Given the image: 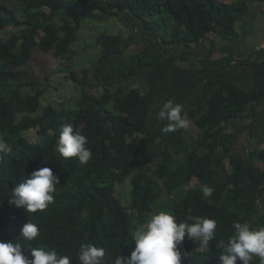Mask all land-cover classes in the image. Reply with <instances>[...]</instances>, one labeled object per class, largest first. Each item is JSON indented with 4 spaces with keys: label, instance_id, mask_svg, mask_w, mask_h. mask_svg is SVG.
<instances>
[{
    "label": "trees",
    "instance_id": "obj_1",
    "mask_svg": "<svg viewBox=\"0 0 264 264\" xmlns=\"http://www.w3.org/2000/svg\"><path fill=\"white\" fill-rule=\"evenodd\" d=\"M1 1L0 30H21L8 39L0 37V136L12 147L7 155L0 154V241L15 242L31 222L40 234L26 250L55 249L79 264L80 244L89 242L106 249V260L116 254L130 257L134 231L150 219L164 190L173 197L167 209L177 223L189 214L217 221L207 252L187 238L178 245L182 264H219L225 253L218 242L234 234V222L264 225L259 207L264 202V147L248 157L236 153V134L229 130L231 122L247 118L264 143V109L259 108L264 52L258 61L233 54L214 59L212 54L186 65L192 56L188 50L204 43L208 34H237L238 21L249 11L248 0H21L18 8L4 2L12 0ZM109 17L139 26L151 36L150 43L126 62L128 44L122 36L102 33L98 62L82 73L72 70L71 47L82 21ZM175 45L185 50L169 55ZM35 49L67 60L58 72H69L67 77L79 87L73 106L49 104L41 110L47 91L43 82L27 80L26 72L15 68L28 64ZM94 84L103 87L101 94L89 89ZM27 87L34 92L25 93ZM168 100L183 105L201 131L197 137L188 136L187 129L161 132L167 121L156 116ZM68 123L88 138L93 157L87 165L75 157L62 160L56 151L60 128ZM31 129H37L35 142L24 133ZM42 167L59 176L54 202L37 213L10 205L12 189ZM129 176L132 199L125 205L115 186ZM202 185L213 189L211 196H204ZM250 264H259V258Z\"/></svg>",
    "mask_w": 264,
    "mask_h": 264
},
{
    "label": "clouds",
    "instance_id": "obj_2",
    "mask_svg": "<svg viewBox=\"0 0 264 264\" xmlns=\"http://www.w3.org/2000/svg\"><path fill=\"white\" fill-rule=\"evenodd\" d=\"M156 119L167 121L161 128L163 134L187 129L190 121L183 105L168 100L160 108ZM88 145V138L71 123L61 126L56 141V151L62 160L77 158L83 165L92 159L93 153ZM12 151L11 145L0 136V154ZM3 156L0 155V159ZM59 184V176L48 167L34 170L26 179L18 183L11 191L9 204L27 213L43 212L54 202L53 193ZM205 197L211 196L213 189L202 185ZM235 232L227 240H220L218 248L223 249L219 264H250L253 257L264 264V225L253 228L248 222H234ZM217 221L212 218L189 214L185 220L177 223L176 216L167 211H160L145 223L137 226L132 235L135 248L130 257L116 254L105 259L106 249L94 243H81L78 253L79 264H182V253L178 245L185 239L197 242L202 251L207 252L210 242L216 236ZM36 224L28 222L23 226L20 237L15 242L0 241V264H71L69 255H60L55 249L42 247L25 249L30 241L39 236ZM84 240H88L85 235ZM21 241L23 243H21ZM188 253H183L186 258Z\"/></svg>",
    "mask_w": 264,
    "mask_h": 264
},
{
    "label": "rangeland",
    "instance_id": "obj_3",
    "mask_svg": "<svg viewBox=\"0 0 264 264\" xmlns=\"http://www.w3.org/2000/svg\"><path fill=\"white\" fill-rule=\"evenodd\" d=\"M234 1L239 0H230V2ZM4 2L13 8H18L21 5V0ZM165 17L169 20L168 24L171 28V16L166 14ZM55 23H57V21L52 22V24ZM133 26L134 25L125 23L119 17H109L102 20L84 19L82 21L81 29L79 30L78 41L71 47L74 51L71 69L82 73L81 71L83 69L92 67L98 62L101 54L99 43L103 40L101 36L102 33H105L108 36H122L123 40L128 44L123 61L129 62L133 56L140 53L144 46L151 41V36H146L147 33L145 30H140L139 26ZM20 30V28L9 26L4 30H0V37L8 39L13 33L20 32ZM169 38H171V36ZM97 40L99 43H97ZM101 44L103 45V41H101ZM164 47H168V45H165ZM184 50L183 46L175 45L171 47L169 55L181 54V51ZM188 52L191 53L190 50H188ZM191 55L192 56H189L188 61H186V64L196 65V56L194 53H191ZM66 62L67 60L59 59L52 52L35 49L34 57L28 64L15 66L16 69H22L26 72V75H24L25 79L30 80L32 78H37L41 79L43 82L42 87L47 89V91L42 98L41 110L49 104H52L57 108H62L64 105L73 106L76 99L80 96L78 85L67 77L69 72H58V69L66 66ZM177 63L184 65L183 61ZM135 85H139V80L136 81ZM89 89L96 94H101L103 92V87L99 84H94L92 87H89ZM23 91L25 93L34 92L28 87L23 88ZM259 108L264 109V100ZM187 119L190 121L189 127L187 128L189 133L188 136L197 137L201 132L200 129L192 119L189 117H187ZM229 130L236 134L233 142V150L236 153L248 157L250 151L264 147V143L261 139V131L257 127L252 130L250 127V120L247 118L243 121L236 120L231 122L229 124ZM24 133L31 141L35 142L38 140L37 129H31ZM195 185H197V181H193L191 186L194 187ZM163 187L164 185L162 183V190ZM115 188L117 196L123 204L130 205L132 199L131 176H129L124 182L117 183ZM172 198L173 197H171L170 194H167L164 190L162 196L155 203L154 211L151 213L150 218L153 215L158 214L160 211L167 210L168 212L167 207ZM259 207L260 210L264 212L263 201H260Z\"/></svg>",
    "mask_w": 264,
    "mask_h": 264
},
{
    "label": "crops",
    "instance_id": "obj_4",
    "mask_svg": "<svg viewBox=\"0 0 264 264\" xmlns=\"http://www.w3.org/2000/svg\"><path fill=\"white\" fill-rule=\"evenodd\" d=\"M248 2L249 11L238 21L236 35L225 38L216 30L208 34L206 41L201 45L191 46V53L196 56L195 63L212 54L214 59L220 58L223 54L226 56L233 54L236 59L246 57L251 61L261 59L264 52V0ZM258 46H262L263 49L257 51Z\"/></svg>",
    "mask_w": 264,
    "mask_h": 264
},
{
    "label": "built area",
    "instance_id": "obj_5",
    "mask_svg": "<svg viewBox=\"0 0 264 264\" xmlns=\"http://www.w3.org/2000/svg\"><path fill=\"white\" fill-rule=\"evenodd\" d=\"M262 49H263V47H262V46H258V47L256 48V50H257V51H261ZM222 56H226V55H225V54H223ZM222 56H221V57H222ZM245 58H246V57H245ZM246 59H248V58H246Z\"/></svg>",
    "mask_w": 264,
    "mask_h": 264
}]
</instances>
